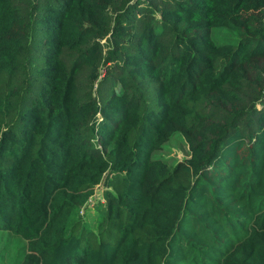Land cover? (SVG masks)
I'll use <instances>...</instances> for the list:
<instances>
[{
  "label": "trees",
  "instance_id": "obj_1",
  "mask_svg": "<svg viewBox=\"0 0 264 264\" xmlns=\"http://www.w3.org/2000/svg\"><path fill=\"white\" fill-rule=\"evenodd\" d=\"M91 256L264 264V0H0V264Z\"/></svg>",
  "mask_w": 264,
  "mask_h": 264
},
{
  "label": "rangeland",
  "instance_id": "obj_2",
  "mask_svg": "<svg viewBox=\"0 0 264 264\" xmlns=\"http://www.w3.org/2000/svg\"><path fill=\"white\" fill-rule=\"evenodd\" d=\"M211 35L213 36V39L217 43L222 42H231L233 43L235 41V37L231 34H228L227 36L223 33V31L220 28H212ZM101 90H104V86L101 87ZM157 154H160L164 160H178V159H184L188 157L187 149L182 145V143L179 142L178 139L172 140L171 142L168 141L165 143L161 150L157 152ZM100 186H96L94 189V192L91 196V198L88 199V202L86 204V210L84 212V218L89 223H93V212L90 209L92 204L98 199L100 200L101 197L99 196V190ZM100 191V190H99ZM27 253H32L30 251H26ZM86 264H100V261L95 256H91Z\"/></svg>",
  "mask_w": 264,
  "mask_h": 264
}]
</instances>
